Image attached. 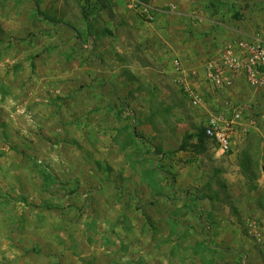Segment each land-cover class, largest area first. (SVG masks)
Segmentation results:
<instances>
[{
	"label": "rangeland",
	"instance_id": "rangeland-1",
	"mask_svg": "<svg viewBox=\"0 0 264 264\" xmlns=\"http://www.w3.org/2000/svg\"><path fill=\"white\" fill-rule=\"evenodd\" d=\"M140 1L119 25L90 0H0V264H264L261 229L221 239L236 162L197 137L219 92L169 55L219 27L238 32L221 52L264 39V0Z\"/></svg>",
	"mask_w": 264,
	"mask_h": 264
},
{
	"label": "crops",
	"instance_id": "crops-1",
	"mask_svg": "<svg viewBox=\"0 0 264 264\" xmlns=\"http://www.w3.org/2000/svg\"><path fill=\"white\" fill-rule=\"evenodd\" d=\"M138 1L141 2L140 0ZM146 2L148 3L147 6H150V8L154 7L156 10H161L169 4L172 5L171 0H146ZM178 2H182V0H178ZM90 4H92L94 9L92 11H95L92 18L98 14L103 20L110 21V23L115 22L119 25H124V22H142L139 17L140 14H137L138 12L133 10V12H135L133 13L130 11L129 0H90ZM186 16L193 17L194 14L191 12L186 14ZM224 30L225 28L219 27L217 32L219 35L224 36L213 40L206 38L202 40L200 38V41H194V38L189 39L186 35L187 37L185 40H191V44L186 43L185 49L180 45V50L185 52L183 56L180 55V53L178 54L179 39H177V42L172 44L175 51L171 52L169 55L172 58H178L181 62L180 64L189 72L190 76H198L201 74L202 78H204L202 74V71L204 73V65L201 66V62L207 58L214 59L218 56L221 52L219 50V47L222 46L221 44H223L226 39L230 38V36L234 38L238 33L233 29H230L228 32ZM170 39H172V36ZM181 65L180 68L182 69ZM167 69L171 71L170 66H168ZM172 74L175 79H179L177 73ZM240 83L241 84H235L229 90H217L219 93L216 95L208 89L210 97L207 96V100L205 101L206 106L208 105V107H210V112L223 111L225 108L224 104L226 103L243 105L245 108L244 123L250 126L249 132L246 135L238 131L234 133L232 137L231 153L225 158V160L230 163L236 162L233 174L230 173L226 177V187H228L227 189L229 191H232L231 194H234L235 197L233 198L239 200L242 198V205L240 204L238 208L231 210L235 217V224L233 227L231 229L225 228L227 225H224L222 228H219L221 232L220 235L222 236L221 239L224 238L225 241L226 236L229 238L228 235L230 234L232 235V237H230L231 242H233V238L237 239V232H240L239 226L237 225L238 222L245 224L249 220L255 219V217H264V204L260 199V197L264 195V114L259 117L253 114L254 105L264 104V89L254 90L244 82ZM193 87H199L197 82H194ZM201 111H204V113H201V117L205 120L209 113L208 109H201ZM210 142L213 144L212 141ZM212 152L221 156L216 152L215 146H213ZM226 229L228 232H226Z\"/></svg>",
	"mask_w": 264,
	"mask_h": 264
},
{
	"label": "built area",
	"instance_id": "built-area-1",
	"mask_svg": "<svg viewBox=\"0 0 264 264\" xmlns=\"http://www.w3.org/2000/svg\"><path fill=\"white\" fill-rule=\"evenodd\" d=\"M136 6L137 3L133 5ZM171 8L174 9V5ZM143 12L149 14L150 9L144 7ZM175 70H180L178 63H175ZM204 80L215 90L230 89L239 81L254 90L264 89V39L255 35L250 39L229 43L217 59L204 64ZM182 85L192 105L200 108L202 99L196 96L189 84L183 81ZM224 106L223 111L209 112L203 126L205 137L213 142L216 152L221 156L231 152L235 132L246 135L250 128L244 123L243 106L228 103ZM247 223L249 232L260 244L262 237L259 230L264 232L263 226L254 220Z\"/></svg>",
	"mask_w": 264,
	"mask_h": 264
},
{
	"label": "trees",
	"instance_id": "trees-1",
	"mask_svg": "<svg viewBox=\"0 0 264 264\" xmlns=\"http://www.w3.org/2000/svg\"><path fill=\"white\" fill-rule=\"evenodd\" d=\"M197 137H199V142H203L204 139H207L209 140L208 138L205 137L204 135V129H201V134L200 135H197Z\"/></svg>",
	"mask_w": 264,
	"mask_h": 264
}]
</instances>
